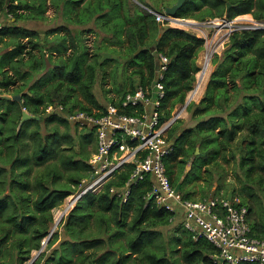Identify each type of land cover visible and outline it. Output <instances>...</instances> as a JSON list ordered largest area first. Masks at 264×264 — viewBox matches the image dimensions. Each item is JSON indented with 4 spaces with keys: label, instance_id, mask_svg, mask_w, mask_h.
Here are the masks:
<instances>
[{
    "label": "trees",
    "instance_id": "obj_1",
    "mask_svg": "<svg viewBox=\"0 0 264 264\" xmlns=\"http://www.w3.org/2000/svg\"><path fill=\"white\" fill-rule=\"evenodd\" d=\"M50 1L54 6L62 2L65 20L74 25H85L94 17L103 21V27L110 25L102 29L110 37L101 43L96 41L95 52L90 55L80 39L83 32L92 33V29L81 31L78 37L64 26L51 31L65 34L57 46L49 48V52H56L62 57L57 72L63 79L53 80L46 88L37 79L27 87V81L40 70L37 59L40 58L43 63L45 44L37 31L21 28L16 23L45 19L47 0H0V12L10 15L8 23L0 29V45L10 48L0 55V264H25L48 236L49 224L53 221L52 210L60 207L69 195L75 193L83 179L91 177L88 159L91 152L95 151V143L90 151L86 147L93 144V133L77 131L66 116L74 110H104V105L116 103L126 92L147 85L157 68L156 54L162 53L169 63L162 81L165 97L161 102L160 120H167L177 105L184 104L187 93L192 89L195 74L199 70L196 58L204 44L202 38L189 31L168 27L162 30L163 26L156 22L152 14L141 15L129 23L126 21V17L130 18L125 3L127 0ZM202 1L206 4L204 9V6L197 5L198 1L186 0L189 8L178 9L174 17L197 21L219 18L226 14V3H230L227 19L251 14L254 20L264 22V0ZM173 4L165 6L162 12ZM181 10L183 12L179 13ZM68 38L69 45L66 44ZM229 43L225 61L229 59L232 67L234 64L231 59L244 58L251 53L250 58L237 61V65L241 63V66L235 68V73H230L229 80L234 84L236 78L243 80L247 76L252 84L261 86L264 91V29L233 32ZM110 47L114 51V58L110 61H117V67L114 71L116 89L109 92L118 93V98H107L103 105L97 101L92 89L97 68L105 72L102 66L108 62L100 59ZM115 47L121 48L116 50ZM70 49L73 50L71 56L65 59ZM139 49L141 52L137 53ZM76 56L79 63L71 71L70 66ZM89 57L91 62H88ZM122 59H129L127 63L133 65L131 77L137 78L136 83H130L128 90H122L120 86L117 88L116 85L119 84L118 63ZM83 63H87L88 75L79 81L83 75ZM232 67L226 72L217 69L206 86L207 91L201 102L187 105L186 111L197 121L194 126L179 131L180 122L176 121L168 130V136L173 140V151L163 162L174 187L191 159L192 168L203 155L206 156L203 163L217 156L226 161V150H230L232 158L239 156L238 168L243 175L242 180L248 183L243 185L242 190L246 186L250 188L248 192L245 191L248 197L254 196L251 185L257 184L260 188L264 185V98L259 99L258 112L248 113L247 102L243 101L240 104L243 117L230 122L219 118L225 125L217 134L209 126L206 129L201 127L202 123L208 124L216 119L210 117L204 121L203 118L204 114L213 115L216 111L212 109L215 92L220 87H223L224 92L228 89L227 74ZM21 81L26 83L19 84ZM77 88L87 104L72 98ZM3 94H9L10 97ZM14 95H19L20 100H13ZM47 105H62L63 109L47 113ZM25 112L39 119L22 122ZM71 126L80 134L77 149L75 138L70 133ZM238 133L237 144L231 148ZM196 150H199V154ZM132 167L126 166L100 192L83 195L63 222L65 240L51 252L46 261L41 262L44 255L41 253L33 264H174L168 257L164 242L158 239L161 234L157 236L159 227L172 224L173 214L157 206L153 200L144 198L151 189L152 176L147 174L143 181L133 186L125 203L116 193L109 192L112 187L120 189L124 185ZM175 168H178L177 175ZM229 190L234 196L235 187ZM229 190L221 197H227ZM183 197L191 199L190 192ZM206 198L208 196L203 195L200 200ZM244 198L240 199V205L248 209L251 235L264 238V221L253 215L262 212H255L253 205ZM175 231L177 235L171 240L176 241L179 246L177 252L186 264H220L214 262L212 256L216 249L206 240L194 241L181 222L176 225ZM51 238L49 246L55 242L57 235Z\"/></svg>",
    "mask_w": 264,
    "mask_h": 264
},
{
    "label": "built area",
    "instance_id": "obj_2",
    "mask_svg": "<svg viewBox=\"0 0 264 264\" xmlns=\"http://www.w3.org/2000/svg\"><path fill=\"white\" fill-rule=\"evenodd\" d=\"M150 12L157 23H173L165 14ZM9 18L10 15L0 12V29ZM218 19L207 20L202 25L216 27L218 31L225 29L224 34L227 35L236 28H250L233 19L226 18L221 22ZM188 26L194 24L189 23ZM252 28L264 29V22L255 21ZM156 61L154 77L147 85L126 92L116 103L104 105V110H74L66 116L71 125L80 131H92L95 151L88 159L91 177L83 179L76 192L67 197L70 201L64 204L59 216L67 212L70 202H77L86 193L100 192L106 183L131 165L133 167L124 185L120 189L112 187L109 190L112 194L116 193L123 203L130 196L131 188L149 174L152 176L151 189L144 198L153 200L157 206L172 213V221L178 219L194 241L203 239L211 244L216 249L212 256L215 263L264 264V238L251 235L248 209L240 205V199L220 196L204 200L186 199L171 184L163 162L173 151V140L168 136V130L182 116L187 105L196 99L204 76L203 70L196 72L184 104L177 105L171 116L161 121V102L165 97L162 81L169 59L158 53ZM62 109V105L45 107L47 113ZM48 237L41 241L39 252L47 246Z\"/></svg>",
    "mask_w": 264,
    "mask_h": 264
},
{
    "label": "rangeland",
    "instance_id": "obj_3",
    "mask_svg": "<svg viewBox=\"0 0 264 264\" xmlns=\"http://www.w3.org/2000/svg\"><path fill=\"white\" fill-rule=\"evenodd\" d=\"M176 0H127L126 3V9L128 10V14H130V18L126 17V21L129 23L134 22L132 19H136L141 17V15H151L150 11L155 12L157 11H163L164 7L170 4L175 3ZM198 1L197 5L204 6L203 9L206 7L205 2L202 0H196ZM188 4L185 3V5L181 8H187ZM45 19H38V20H21L16 23V25L20 26L21 28L29 29L37 31L42 39V43L45 44V49H43V54L45 57H43V63L40 60V58L37 59L38 67L40 68L38 73H34L33 78L28 82L27 81V87H30L37 79H40V83H43L42 85L44 88H46L48 85L53 83V80H60L63 79L62 77L58 76L57 68L59 67V64L61 63V58L59 57L56 52H49V48L57 46L58 43H60V39L62 35L64 36V32H61L60 34L53 33L56 29H59V27L64 26L71 30V34L75 37H78L79 33L81 31H86L88 28L92 29L91 32H83V35L81 37V43L82 45H85L88 48V51L91 54L95 52L96 47V41L97 43H101L103 39H106L107 37H110L107 33H105L102 29L108 28L110 25L103 27L102 23L103 21L96 19L94 17L91 22L85 24V25H74L73 23H69L65 20V17L63 15V3L59 2L57 6H54L50 0H47L45 5ZM189 8V7H188ZM261 10V9H260ZM263 11V10H262ZM183 10H181L179 13H182ZM264 12V11H263ZM125 15V14H124ZM125 17V16H124ZM218 19V17H216ZM104 19V18H102ZM172 19V18H171ZM226 19V14L224 16L219 17V21ZM184 22L178 23L177 21L172 19L173 23H165L162 30H165L168 28H174V29H183V30H189L192 34L196 35L198 38L204 39L203 49L199 52L196 58V65L198 66V71L203 70L204 76V83L200 90V92L197 94L196 99L193 101L195 102V105H198L201 102V99L206 94V86L209 83L211 76L216 72V70H225V72L232 67V63L230 64V60L225 61V57H227V54L225 53L228 49L230 43H229V37L233 32H240L242 30H252L255 26V21L252 18L251 14H243L238 15L233 18V21H236L237 23L244 24L243 26H250V28H236L233 32L230 33V35L224 34L225 29H221V32L219 33V29L216 27L211 26H203V23L207 20H214V18H206L202 21L193 22L187 19H181ZM185 22L192 23L194 26H188V24H185ZM197 22L199 23L198 26L196 25ZM257 22V21H256ZM8 23V21H6ZM183 23V24H182ZM259 23H263L259 22ZM253 25V26H252ZM252 26V27H251ZM7 27V26H6ZM8 30V29H6ZM54 30V31H53ZM51 31H53L51 33ZM214 35V36H213ZM222 37V38H221ZM225 37V38H224ZM224 38V39H223ZM69 38L67 39L66 44L69 45ZM217 45V46H216ZM121 47H115V49L120 50ZM8 48L5 47L4 44L0 45V55L5 53ZM72 49H70L69 53L65 55V59H67L69 56H71ZM107 54L105 58L101 57L100 61L106 60V65L102 66L105 68V72L103 73L102 69L97 68L96 70V79L95 83L92 89V92L94 93L97 101L100 104H106L107 98H113L117 99L118 93H115L113 91H110L111 89H116L115 82H114V71L116 72L117 67V61H110L111 58H114V51H112V48H108V51H106ZM141 52V49L137 53ZM54 53V54H52ZM39 55V54H38ZM52 55V56H49ZM251 53H248V55L244 58H237L234 57L231 59V61L234 64V67H232L231 71L227 74V90L224 92L223 87H220L215 92V102L212 107V109L216 110L213 115L210 114H204V121L209 120L210 117H216L215 120H211L208 124L202 123L201 127L205 128L210 127L215 134L219 133L221 129L224 127V122L222 120H219V118L225 119L224 121L230 122L231 120H234L238 117H243L244 113L242 111V108L240 107V104L243 101L247 102V109L248 113L258 112L260 111V104L259 99L264 98V91H262V87L259 85H254L251 82L250 78H247V76L243 77V80L240 78L235 79V83L233 84L230 78L231 72H236L235 68L240 67L241 63L237 65V61H244L246 58H250ZM208 59V60H207ZM236 59V61H234ZM40 60V61H39ZM129 59H122L118 64V70H117V76H118V82L117 88L119 86L122 90H128V87L130 83H136L137 78L131 77V71L133 70V65L128 64ZM91 58H88V62H91ZM205 62V63H204ZM73 63V62H72ZM77 63H79L77 61ZM76 63V64H77ZM124 65V68H123ZM83 68V75L82 77H79L80 80H84L85 76L88 75L87 70V63L82 64ZM103 68V69H104ZM56 69V70H55ZM119 69H121V72L119 74ZM24 70V68H23ZM71 70V66H70ZM25 81H21L19 84H25ZM78 87V85H76ZM108 91V92H107ZM223 95L222 97H220ZM5 97H10L9 94H3ZM72 98L76 99L77 101H80L84 104H87V101L83 97V95L80 93L79 88H77L76 91L73 92ZM182 116L175 120L172 125L179 121L178 129L185 130L189 129L190 127L194 126L196 124V120L192 118V114L184 110V112L181 114ZM231 117V119L229 118ZM218 118V120H217ZM228 124V123H227ZM77 131H80L78 128ZM75 130L74 127L71 126L70 133L74 136L76 141V149L78 148V142L80 140V134ZM74 133L76 135H74ZM239 134L236 136V138L232 141V147L234 148L237 144ZM94 140V137H93ZM93 144L86 147L87 151L92 150ZM203 147H201L202 150ZM93 153V152H91ZM199 154V150H198ZM225 156L227 160H223L221 156H217L214 159H211V161L203 163L204 159H206V156L203 155L200 159V162L195 164L192 168L193 159L190 160L188 164H186L183 173L178 178V183L175 186V188L182 193L183 195L187 192H190V198L193 200L201 199L203 195H206V197H218L222 196L226 190H229L231 187H235L236 191L234 193V196H236L238 199H241L242 197H245L244 199L247 202H250L255 212L257 210H260L262 213L260 215H256L254 213L253 215L258 218L262 219L264 221V185L261 186V188L257 185H251V188L254 190V196L248 197L247 193L250 189L248 186L244 187V191L242 190L243 185H248V183L244 182L243 175L240 173L238 168V159L239 156L236 155L235 158H232L230 154V150H226ZM178 173V168H175V175ZM256 178V177H255ZM230 191V190H229ZM69 198H66L62 205L56 209L52 210L53 214V221L49 224V237L57 235V238L55 242L52 245H48L45 247V249L42 251L44 253L42 258V263L46 261L47 257L51 255V252L55 249L59 248V245L62 241L65 240L64 236V230H63V222L66 219L67 214L71 211V209L75 206V202H70V207L67 210L66 213H62L60 215V211L63 209L64 204H66ZM131 215V214H130ZM59 216V217H58ZM56 217V219H55ZM62 217V219H61ZM55 219V220H54ZM61 219V221H60ZM130 220V217H128L127 221ZM60 221V222H59ZM180 221L178 219H175L170 226L166 227H159L158 232L160 235L158 237L161 238L160 240L164 242L168 257L174 264H186L181 258L180 254L177 252V249H179V246L177 245L175 240H171L177 235V232L175 231L176 225L179 224ZM111 226H114L111 224ZM94 229V228H93ZM52 236V238H53ZM51 238V239H52ZM74 256L77 254L75 252H71ZM40 256L38 254V251L32 252L30 259L26 261L25 264H33L36 259Z\"/></svg>",
    "mask_w": 264,
    "mask_h": 264
},
{
    "label": "water",
    "instance_id": "obj_4",
    "mask_svg": "<svg viewBox=\"0 0 264 264\" xmlns=\"http://www.w3.org/2000/svg\"><path fill=\"white\" fill-rule=\"evenodd\" d=\"M185 2H186V0H176V2H175L172 6L167 7V8L165 9L164 13H165L166 15L170 16L172 19L179 20V19L175 18L174 15L176 14V12H177L178 9H180L181 7L184 6ZM229 7H230V3H226V13L228 12V8H229ZM186 31H189V30H186ZM189 32H190V31H189ZM106 54H107V53H104V54H103V59L105 58ZM77 61H78V56L75 57V59H74L72 65H71V71L74 70V67H75ZM120 72H121V69H119V74H120ZM12 99H13V100H16V101H19V100H20V97H19V95H14V96L12 97ZM28 119H39V118L36 117V116H31L30 114H28V113L25 112V113L23 114L22 122L25 121V120H28ZM196 152H198V150H196ZM231 196H232V191H230V192L228 193V195H227V199H230Z\"/></svg>",
    "mask_w": 264,
    "mask_h": 264
},
{
    "label": "clouds",
    "instance_id": "obj_5",
    "mask_svg": "<svg viewBox=\"0 0 264 264\" xmlns=\"http://www.w3.org/2000/svg\"><path fill=\"white\" fill-rule=\"evenodd\" d=\"M157 13V12H156ZM159 14H165L164 12H162V13H159ZM166 15V14H165ZM166 16H168V15H166ZM168 17H170V16H168ZM171 18V17H170ZM177 19H179V18H177ZM172 20V19H171ZM187 20H190V21H193V22H196V20H193V19H187ZM205 22V21H204ZM204 22H200V23H204ZM160 24V23H159ZM190 24H192V23H190ZM197 24H199L198 22H197ZM161 25H163V24H161ZM203 39V38H202ZM204 40V39H203ZM231 197H236V196H231ZM48 237V236H47ZM40 249H41V247H40ZM39 249V250H40ZM39 250H38V254H41V253H43V252H39Z\"/></svg>",
    "mask_w": 264,
    "mask_h": 264
},
{
    "label": "bare ground",
    "instance_id": "obj_6",
    "mask_svg": "<svg viewBox=\"0 0 264 264\" xmlns=\"http://www.w3.org/2000/svg\"><path fill=\"white\" fill-rule=\"evenodd\" d=\"M173 20H175V19H173ZM175 21H177L178 23H180V22H184L183 20H181V19H179V20H175ZM222 21H224V19L222 20ZM183 24V23H182ZM185 24H189L188 22H185ZM221 32V30L219 31V33ZM224 32H225V30H224ZM214 36V35H213ZM222 38V37H221ZM225 38V37H224ZM223 38V39H224ZM217 46V45H216ZM208 60V59H207ZM205 63V62H204ZM203 75V74H202ZM203 86V85H202ZM67 201H69V200H67ZM68 203V202H67ZM59 217V216H58ZM55 220V219H54Z\"/></svg>",
    "mask_w": 264,
    "mask_h": 264
},
{
    "label": "flooded vegetation",
    "instance_id": "obj_7",
    "mask_svg": "<svg viewBox=\"0 0 264 264\" xmlns=\"http://www.w3.org/2000/svg\"><path fill=\"white\" fill-rule=\"evenodd\" d=\"M229 8H230V7H229ZM229 8H228V11H229ZM225 13H226V7H225ZM227 13H228V12H227ZM227 13H226V14H227Z\"/></svg>",
    "mask_w": 264,
    "mask_h": 264
},
{
    "label": "crops",
    "instance_id": "obj_8",
    "mask_svg": "<svg viewBox=\"0 0 264 264\" xmlns=\"http://www.w3.org/2000/svg\"><path fill=\"white\" fill-rule=\"evenodd\" d=\"M8 50H10V48H8Z\"/></svg>",
    "mask_w": 264,
    "mask_h": 264
}]
</instances>
